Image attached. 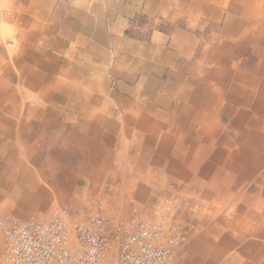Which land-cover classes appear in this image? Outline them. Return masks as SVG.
Returning a JSON list of instances; mask_svg holds the SVG:
<instances>
[{
  "label": "crops",
  "instance_id": "1",
  "mask_svg": "<svg viewBox=\"0 0 264 264\" xmlns=\"http://www.w3.org/2000/svg\"><path fill=\"white\" fill-rule=\"evenodd\" d=\"M138 15L167 30L127 37ZM197 174L238 214L180 264H264V0H0V214L123 190L142 216Z\"/></svg>",
  "mask_w": 264,
  "mask_h": 264
},
{
  "label": "built area",
  "instance_id": "2",
  "mask_svg": "<svg viewBox=\"0 0 264 264\" xmlns=\"http://www.w3.org/2000/svg\"><path fill=\"white\" fill-rule=\"evenodd\" d=\"M172 205V199L155 205L154 220L136 215L115 222L101 212L82 218L68 208L50 219L0 216L3 264H110L115 251L111 264H180L196 228L173 221L165 210Z\"/></svg>",
  "mask_w": 264,
  "mask_h": 264
},
{
  "label": "rangeland",
  "instance_id": "3",
  "mask_svg": "<svg viewBox=\"0 0 264 264\" xmlns=\"http://www.w3.org/2000/svg\"><path fill=\"white\" fill-rule=\"evenodd\" d=\"M4 9V8H3ZM167 25H165V22L162 21H155V19H148L145 16H137L133 23L130 25L129 29L126 32V36L130 38H140L141 40H148L151 34L155 31H165L167 30ZM209 163V161H208ZM195 176V175H194ZM144 178V177H143ZM206 180L203 178V176L200 174H197L196 180L194 182H190V184L183 183L182 186H190L192 189L189 191H184L182 193L181 191L178 192H172L166 191L164 184H162L158 190L155 191V196L157 200H155L151 205L148 206L147 210L142 213L144 215L140 216L139 212H135V206L132 207L131 203L126 202L121 198L123 195H127L125 191L119 190L118 191V197L120 198V203L117 205V203L110 204L106 199L112 198L114 194H111V192H105L103 196H95L92 199V201H88V203L85 206L81 205V202H77L78 204L76 206H73L74 198H77L79 195V191L77 194L69 196L67 198V201L65 202H59L54 209L51 211V213L47 216H41L39 213L33 214V216H41L45 219H50L54 212L62 209V208H68L70 211H72L76 216L78 217H89L90 215L101 212L108 217H110L113 221H122L125 219L133 218L136 215H138L141 218H147L154 220L158 217V214L156 213L155 205L162 204L167 199L173 200V205L170 207L165 208V210H168L169 216L173 221L178 223L181 226H187V225H193L195 226L196 230L194 233V239L195 237H200L204 232H209L211 236V239L214 240L213 235L216 234V236L219 238V234L216 233L215 230L221 231L222 233L226 234V236L230 237L233 236L232 229L234 226H232L233 222V216L238 214L237 210L233 207L235 202H237V198L232 196L231 199H225L226 201L220 202L219 200H216V197L214 195H209L205 192L206 188H208L206 185ZM247 185L245 189L237 190V194H248L249 196L251 194L256 193L255 188L257 185L261 184L260 178H255L252 181H244ZM79 184H83L82 180H79ZM112 184L111 178L107 176V179H105V185ZM178 186L176 183L174 184ZM109 187V186H108ZM174 191V190H173ZM109 193V194H107ZM171 193V194H170ZM178 193V194H177ZM93 194V193H92ZM85 196V198H91L93 195ZM116 194V193H115ZM235 194V193H234ZM116 196V195H115ZM153 196V198L155 197ZM84 198V197H83ZM86 200V199H85ZM87 201V200H86ZM67 202V203H66ZM69 203V204H68ZM128 203V204H127ZM75 209V210L72 206ZM240 205H244L243 203ZM255 207L253 206L252 209L254 210ZM141 211V210H140ZM130 213H132L130 216H127ZM0 216L5 217H11L6 214H0ZM30 217V218H31ZM29 218V219H30ZM28 220V219H27ZM261 220V217H259V221ZM215 233V234H214ZM237 250H232V253L229 259H231V256L235 257V252ZM117 255V251L113 254V260L115 259ZM193 256V254H192ZM226 261L225 263L227 264ZM113 260L110 261V264L113 262ZM224 263V264H225ZM1 264V262H0Z\"/></svg>",
  "mask_w": 264,
  "mask_h": 264
},
{
  "label": "bare ground",
  "instance_id": "4",
  "mask_svg": "<svg viewBox=\"0 0 264 264\" xmlns=\"http://www.w3.org/2000/svg\"><path fill=\"white\" fill-rule=\"evenodd\" d=\"M23 18V17H22ZM20 18H18V20H19ZM21 22V21H20ZM21 24V23H20ZM252 181V180H251ZM239 203V202H238Z\"/></svg>",
  "mask_w": 264,
  "mask_h": 264
}]
</instances>
